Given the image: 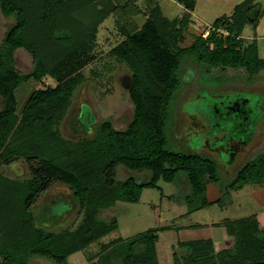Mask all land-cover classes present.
Instances as JSON below:
<instances>
[{"label":"trees","instance_id":"16d2710c","mask_svg":"<svg viewBox=\"0 0 264 264\" xmlns=\"http://www.w3.org/2000/svg\"><path fill=\"white\" fill-rule=\"evenodd\" d=\"M254 1L245 0L232 16L215 22L228 31L227 38L200 36L187 48L178 44L190 24L189 13L178 21L168 20L158 5L150 4L139 29L121 27L125 40L111 52L131 74L132 120L123 131L104 121L92 137L68 141L60 135L59 125L73 92L84 81L82 71L96 60L98 28L118 6L113 0H0L2 15L15 19L0 46V165L21 160L29 169V176L22 180L0 174V264H30L35 258L67 264L71 255L117 229L116 221L98 219L101 211L118 202H137L142 191L156 188L159 180L170 183L182 175L193 195L205 194L207 184L217 181V160L167 148L170 112L177 110L187 85L179 73L189 59L207 72L209 68L244 69L252 78L264 71L256 43L244 46L240 39L245 26L255 28L264 14V8L258 15L250 11ZM178 2L188 11L193 9V0ZM128 5L134 7L128 2L122 10H131ZM18 49L32 57L28 74L14 69ZM45 77L56 86L33 92L18 113L17 88ZM118 167L144 173L148 180L130 176L119 181ZM263 180L264 151L239 169L231 188ZM55 183L69 190L79 209L81 221L75 229H49L63 219L55 205L32 211ZM207 205L204 198L201 206ZM222 227L233 239L231 248L215 252L211 240L178 243L184 254H174L173 264H264V230L256 217L224 222ZM157 240L156 234L147 232L127 242H110L102 251L112 249L116 258L120 256L113 264H159Z\"/></svg>","mask_w":264,"mask_h":264},{"label":"rangeland","instance_id":"374dc122","mask_svg":"<svg viewBox=\"0 0 264 264\" xmlns=\"http://www.w3.org/2000/svg\"><path fill=\"white\" fill-rule=\"evenodd\" d=\"M179 0H113L118 6L98 28L93 55L96 60L82 71L84 81L72 94L69 108L60 125L59 133L65 140L79 141L94 135L97 127L104 121H110L115 130L123 131L132 120L134 106L129 100L131 74L125 65L116 62L111 56L112 50L125 40L121 27L139 29L149 15V5H158L168 20H180L189 13L190 24L183 32L178 48H187L197 37L215 26V22L233 15L234 8L245 0H193V9L187 10ZM131 2L134 9L125 11L123 7ZM149 3V4H148ZM258 11L264 7V0H258ZM127 6V7H128ZM252 7V6H251ZM254 9V6L252 7ZM14 17H5L0 10V46L4 35L14 23ZM251 27L246 26L240 39L244 46L251 42ZM259 43V42H258ZM259 58L264 59V43L258 44ZM14 69L22 75L31 72L33 60L23 49L14 52ZM200 67L191 59L186 61L180 70L182 81L187 82L184 94L179 99L177 112H170L167 128L172 151L190 153L184 142L187 116L183 107L189 100L200 96V90L211 99L219 96L238 97L254 102L253 127L243 144H238L233 155L225 163H218L217 181L208 183L202 196L193 195L182 175L174 182L159 180L156 188L144 189L135 203L118 202L112 208L101 211L98 219L105 223L117 222V229L107 236L93 242L84 250L71 255L67 264H113L121 258L114 255L112 249L102 251V246L114 241L127 242L147 232L157 235V260L159 264H173L174 254H184L178 243L211 240L218 237L220 222L246 218L264 211V180L260 183L245 185L242 189L231 188L233 179L239 169L255 159L264 151V71L250 78L244 69H208ZM56 82L45 77L40 82L28 81L15 91L17 112H21L29 96L39 90L54 88ZM223 91H227L223 93ZM202 95V94H201ZM1 109V98H0ZM86 113L89 117H86ZM181 126V128H179ZM236 134L242 135L237 129ZM0 174L22 180L29 176L28 165L19 160L8 166L0 165ZM133 176L137 181L145 182L148 175L118 167L116 177L124 181ZM208 205L202 207L203 199ZM210 204V205H209ZM43 205H55L63 219L49 227L51 231L75 229L80 221L79 209L70 197L69 190L62 184L55 183L41 195L32 207L35 212ZM264 213V212H262ZM264 226V219L262 220ZM216 230V232H215ZM229 243L225 248H231ZM30 264H54L52 261L35 258Z\"/></svg>","mask_w":264,"mask_h":264},{"label":"flooded vegetation","instance_id":"af4514ba","mask_svg":"<svg viewBox=\"0 0 264 264\" xmlns=\"http://www.w3.org/2000/svg\"><path fill=\"white\" fill-rule=\"evenodd\" d=\"M201 92L198 98L189 100L183 107L189 121L184 142L189 150L210 155L222 164L233 155L230 151L248 138L257 105L238 97L211 99L203 94L206 92ZM237 129L242 135L235 133Z\"/></svg>","mask_w":264,"mask_h":264},{"label":"crops","instance_id":"0c3cea01","mask_svg":"<svg viewBox=\"0 0 264 264\" xmlns=\"http://www.w3.org/2000/svg\"><path fill=\"white\" fill-rule=\"evenodd\" d=\"M254 6V9L252 8ZM252 7H250V11H253V10H256L258 11V8H259V4H258V0L254 1ZM264 8V7H263ZM246 26H250L251 27V33H252V37H249V40L251 42L247 43L250 44L252 43L253 41L256 43V46H257V51L258 50V44L259 43H264V14L260 17H258L257 19V23H256V26L255 28H253V25L252 24H248ZM245 26V27H246ZM241 37V36H240ZM259 42V43H258ZM258 56H259V52H258ZM261 59V58H260ZM244 187V186H243ZM242 187V188H243ZM241 188V189H242ZM259 213H256V214H253V215H250L248 217H251V216H254L256 217L257 221H258V225H259V229L260 230H264V226L262 227V220L264 219V211H262L261 209L258 211ZM246 217V218H248ZM240 219H244V218H240ZM240 219H234V220H226L224 222H228V221H235V220H240ZM224 222H220V224H217L215 227L218 228V237H217V234L215 233V236H213L211 239L212 243H213V247H214V251L215 252H218L222 249H225V247L229 244V243H233V239L228 237L226 235V231L225 229L222 227V224H224ZM216 232V230H215ZM209 240V239H207Z\"/></svg>","mask_w":264,"mask_h":264},{"label":"built area","instance_id":"2783aa9c","mask_svg":"<svg viewBox=\"0 0 264 264\" xmlns=\"http://www.w3.org/2000/svg\"><path fill=\"white\" fill-rule=\"evenodd\" d=\"M211 35L220 38H227L229 36V33L223 26L219 25V26H212L208 30H205L201 34V37L202 39H207Z\"/></svg>","mask_w":264,"mask_h":264},{"label":"water","instance_id":"95a60500","mask_svg":"<svg viewBox=\"0 0 264 264\" xmlns=\"http://www.w3.org/2000/svg\"><path fill=\"white\" fill-rule=\"evenodd\" d=\"M86 117H87V118L89 117V114H88V113H86Z\"/></svg>","mask_w":264,"mask_h":264}]
</instances>
